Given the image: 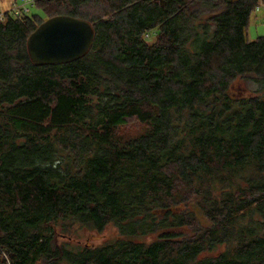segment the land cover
<instances>
[{"label": "trees", "instance_id": "16d2710c", "mask_svg": "<svg viewBox=\"0 0 264 264\" xmlns=\"http://www.w3.org/2000/svg\"><path fill=\"white\" fill-rule=\"evenodd\" d=\"M260 2L34 0L93 27L59 66L29 60L40 17L0 12V264H264Z\"/></svg>", "mask_w": 264, "mask_h": 264}, {"label": "water", "instance_id": "95a60500", "mask_svg": "<svg viewBox=\"0 0 264 264\" xmlns=\"http://www.w3.org/2000/svg\"><path fill=\"white\" fill-rule=\"evenodd\" d=\"M163 6L165 0H158ZM95 39L92 25L71 16H54L40 23L26 40L33 66H59L83 58Z\"/></svg>", "mask_w": 264, "mask_h": 264}, {"label": "rangeland", "instance_id": "374dc122", "mask_svg": "<svg viewBox=\"0 0 264 264\" xmlns=\"http://www.w3.org/2000/svg\"><path fill=\"white\" fill-rule=\"evenodd\" d=\"M20 0H17V3H19ZM14 0H0V12L4 13L8 11L14 4ZM29 13L37 15L45 21V16L43 13L35 8V7H30L29 8ZM258 37H264V5L260 2L258 4V8L255 9V11L251 14L248 26L246 28V39L248 42H252L257 40ZM240 88L246 87L245 84L242 82H239ZM240 88H237L236 91L238 90L240 92V95H245L247 94V91H242ZM264 94V93H263ZM144 131L143 126L140 127L136 122H131L126 128H123L119 131V133L122 136H132V135H137L140 134ZM117 238V232L112 226H108L102 231H78L75 233V235L72 238L71 244L75 243H80L81 245L83 244H88L90 246H100L109 242H112ZM61 242L64 239L57 238V241Z\"/></svg>", "mask_w": 264, "mask_h": 264}, {"label": "built area", "instance_id": "2783aa9c", "mask_svg": "<svg viewBox=\"0 0 264 264\" xmlns=\"http://www.w3.org/2000/svg\"><path fill=\"white\" fill-rule=\"evenodd\" d=\"M34 0H20L19 3H14L8 10L14 16L29 12V7L33 6ZM1 16V15H0Z\"/></svg>", "mask_w": 264, "mask_h": 264}]
</instances>
